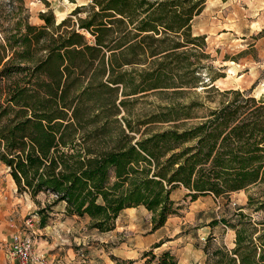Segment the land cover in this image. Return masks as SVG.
Instances as JSON below:
<instances>
[{
    "label": "trees",
    "instance_id": "1",
    "mask_svg": "<svg viewBox=\"0 0 264 264\" xmlns=\"http://www.w3.org/2000/svg\"><path fill=\"white\" fill-rule=\"evenodd\" d=\"M205 1L92 0L57 24L51 12L39 25L26 16L0 23V162L18 192L54 194L106 232L136 206L151 212L152 230L163 226L178 212L170 195L180 185L194 200L264 182V100L219 92L218 75L198 70L209 54L191 21ZM200 82L221 99L194 123L197 101L135 118L128 109L149 91L176 95ZM221 221L234 246H204V264H264V226L241 210Z\"/></svg>",
    "mask_w": 264,
    "mask_h": 264
},
{
    "label": "rangeland",
    "instance_id": "2",
    "mask_svg": "<svg viewBox=\"0 0 264 264\" xmlns=\"http://www.w3.org/2000/svg\"><path fill=\"white\" fill-rule=\"evenodd\" d=\"M91 1L0 0V23L6 26L26 16L30 23L39 25L43 23L41 12H51L57 22L76 6ZM191 31L192 35L204 36L203 52L209 54L200 58L201 79L218 75L213 84L219 92L238 89L264 100V0H206L191 21ZM206 83L176 95L149 91L131 101L128 109L135 118L156 111L159 105L197 101L201 103L194 111L197 117L188 121L194 123L221 99L218 91L205 89ZM166 126L155 123L149 127L157 130ZM186 192L182 185L171 192L178 212L158 230L151 229V212L140 206L122 211L114 229L100 232L89 226L87 216L70 215L63 202L53 203L54 194L41 192L32 197L28 192H18L9 169L0 162V264H14L9 256L11 234L27 226L36 251L43 255L31 264H161L163 257L177 264H204V246L209 251L219 245L228 249L234 246L235 230L221 218L233 221V214L241 210L258 229L264 226L258 223L264 222V207L256 208L264 202V182L227 195L205 194L194 200ZM117 254L130 256L114 257Z\"/></svg>",
    "mask_w": 264,
    "mask_h": 264
},
{
    "label": "built area",
    "instance_id": "3",
    "mask_svg": "<svg viewBox=\"0 0 264 264\" xmlns=\"http://www.w3.org/2000/svg\"><path fill=\"white\" fill-rule=\"evenodd\" d=\"M27 230L28 226L27 229H18L11 234L9 256L14 264H31L43 258L36 251L33 236Z\"/></svg>",
    "mask_w": 264,
    "mask_h": 264
},
{
    "label": "crops",
    "instance_id": "4",
    "mask_svg": "<svg viewBox=\"0 0 264 264\" xmlns=\"http://www.w3.org/2000/svg\"><path fill=\"white\" fill-rule=\"evenodd\" d=\"M62 18H63V16H62ZM137 207H140V206H136V207H128V208H125L123 211H127L128 209H135V208H137ZM148 211V210H147ZM150 224V223H149ZM161 227H163V226H161ZM161 227H159V228H157V229H155V230H158V229H160ZM130 256V255H129ZM129 256H121V254H117L116 256H114V257H129ZM197 261V260H196ZM198 263H200V262H198Z\"/></svg>",
    "mask_w": 264,
    "mask_h": 264
},
{
    "label": "water",
    "instance_id": "5",
    "mask_svg": "<svg viewBox=\"0 0 264 264\" xmlns=\"http://www.w3.org/2000/svg\"><path fill=\"white\" fill-rule=\"evenodd\" d=\"M59 21L56 22V24L58 23Z\"/></svg>",
    "mask_w": 264,
    "mask_h": 264
},
{
    "label": "bare ground",
    "instance_id": "6",
    "mask_svg": "<svg viewBox=\"0 0 264 264\" xmlns=\"http://www.w3.org/2000/svg\"><path fill=\"white\" fill-rule=\"evenodd\" d=\"M60 15H62V13H60Z\"/></svg>",
    "mask_w": 264,
    "mask_h": 264
}]
</instances>
